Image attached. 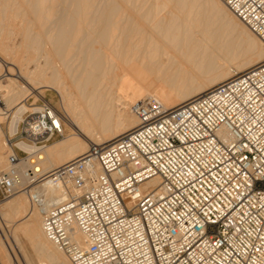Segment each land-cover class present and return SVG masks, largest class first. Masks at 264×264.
Listing matches in <instances>:
<instances>
[{"label":"built area","instance_id":"1","mask_svg":"<svg viewBox=\"0 0 264 264\" xmlns=\"http://www.w3.org/2000/svg\"><path fill=\"white\" fill-rule=\"evenodd\" d=\"M220 1L264 43V0ZM34 108L8 139L0 202L28 195L72 264H264V61L176 107L143 97L133 129L45 174L16 143L42 150L63 129ZM48 178L57 194L32 191Z\"/></svg>","mask_w":264,"mask_h":264},{"label":"bare ground","instance_id":"2","mask_svg":"<svg viewBox=\"0 0 264 264\" xmlns=\"http://www.w3.org/2000/svg\"><path fill=\"white\" fill-rule=\"evenodd\" d=\"M230 30L242 44H231ZM263 61L262 40L220 0H0V121L12 113L13 136L35 109L21 102L50 89L64 112L55 109L54 124L72 131L42 150L16 143L37 152L41 174L133 129L130 107L143 97L176 107ZM2 135L0 127V173L8 167ZM32 191L57 194L49 178ZM41 222L23 191L0 202V264H72Z\"/></svg>","mask_w":264,"mask_h":264},{"label":"rangeland","instance_id":"3","mask_svg":"<svg viewBox=\"0 0 264 264\" xmlns=\"http://www.w3.org/2000/svg\"><path fill=\"white\" fill-rule=\"evenodd\" d=\"M230 32H231V30L229 32L227 31V33H229V34H226L225 36L229 35L228 37H229V41L231 39V44L233 45V43L235 44L236 42H237L236 44H238V43L242 44V41L240 40V37L238 36V34L234 31V33L232 35V33H230ZM232 40H233V42H232ZM43 90H44L43 92H44V95H45L43 98H40L39 96L33 95L34 94L33 93L32 95H29L28 98L25 99V101H22L21 103L23 104V103L26 102L25 104L28 105V107L30 106L29 108H31V107L34 108V107H37L41 103L46 101V102L50 103L58 111V113L63 114L64 112H63V109H62V107L60 105L61 103H60L59 96L54 91H52L50 89H43ZM28 111H29V109H28ZM9 113L10 112H7V114H6V115H8V117L4 118V120L2 119L3 121L2 120L0 121V127H1V130H2V133H3V135H2L3 144H4V146L6 145L5 146V150L3 152L4 156H6V154L10 153L11 150H12V148H10V143L8 141V139L13 137V136L10 137V135H9L8 126H9L10 117H11V114H12V113H10V115H9ZM61 127L63 129V137L54 139L53 141H51L48 144V146L51 145L52 143L56 142V141L62 140L63 138L67 137L70 133H72L71 129L63 121H61ZM13 151L16 152V150H13ZM9 198H11V196H9V197H7V198H5L3 200L5 201V200H8ZM0 236H2L1 232H0ZM24 247H25V250H26L27 254L31 257L32 255H31V251H30L29 246L28 245L26 246V244H25ZM19 260H20L19 264H24L25 263L23 260H21V259H19ZM31 260L34 261V262L31 261L32 264H36V260L34 258L31 257Z\"/></svg>","mask_w":264,"mask_h":264}]
</instances>
